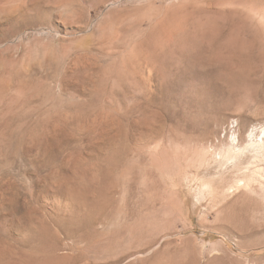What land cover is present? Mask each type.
I'll return each mask as SVG.
<instances>
[{"label":"rangeland","instance_id":"1","mask_svg":"<svg viewBox=\"0 0 264 264\" xmlns=\"http://www.w3.org/2000/svg\"><path fill=\"white\" fill-rule=\"evenodd\" d=\"M233 126L264 129V0H0V264H264V156L208 183Z\"/></svg>","mask_w":264,"mask_h":264},{"label":"bare ground","instance_id":"2","mask_svg":"<svg viewBox=\"0 0 264 264\" xmlns=\"http://www.w3.org/2000/svg\"><path fill=\"white\" fill-rule=\"evenodd\" d=\"M204 57H207V55H205ZM190 59L189 61L194 62L195 60H197V62H200L203 65H208V66L210 65L209 63L213 61V60L210 61V57L204 59L203 57L200 56H196L192 58L190 57ZM211 59H213V57ZM241 70L242 68H240L236 72L233 71L230 77H224V76H215V77L212 76V77L213 79L214 78L221 79L223 81H227L228 83L234 85L242 81L241 74L243 72L241 73ZM236 127L233 126V128ZM255 130L253 129V131H250L249 133H244L240 129L236 128L234 131L232 130L230 134L225 129L223 131H226V133L220 138L217 137L219 139L215 141L214 145L212 144L208 146L209 148L208 151L211 152L207 153L208 155L206 154L205 157V164H207L206 173L209 174L210 176V178L208 177L210 179L208 183L213 187H215L217 192L216 191L214 192H216L217 195L219 196L221 195V197L227 196L234 192H238L245 188L254 186L255 183L258 181V178L262 179V177L260 176L262 175L261 173L263 168L257 165V160L259 161L258 158L260 157L263 158L264 156V147L262 146L264 140L263 139L264 129L260 130V134H257ZM253 188H255V186L252 187V189Z\"/></svg>","mask_w":264,"mask_h":264}]
</instances>
